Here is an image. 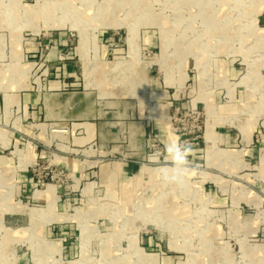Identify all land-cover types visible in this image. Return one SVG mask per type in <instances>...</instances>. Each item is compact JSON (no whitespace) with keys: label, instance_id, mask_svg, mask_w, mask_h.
<instances>
[{"label":"rangeland","instance_id":"rangeland-1","mask_svg":"<svg viewBox=\"0 0 264 264\" xmlns=\"http://www.w3.org/2000/svg\"><path fill=\"white\" fill-rule=\"evenodd\" d=\"M30 38L38 58L27 72L42 97L62 93L63 121L27 134L22 109L0 115V143L17 138L0 147V264H264V162L225 157L230 148L208 137L212 125L220 133L251 124L264 148V0H0L1 82L25 78ZM231 63L235 77L225 72ZM151 79L168 99L150 101ZM204 94L213 97L208 106L196 99ZM88 106L91 121L107 124L111 149L77 142L72 118ZM147 111L163 112L174 136L194 146L182 186L161 179V135H131ZM37 138L51 145L24 173L20 152ZM136 148L145 154L122 155ZM60 151L94 169L127 159L160 175L128 192L99 182L88 196L86 182L97 177L80 179L57 160ZM48 191L74 200L73 226L53 237L32 198Z\"/></svg>","mask_w":264,"mask_h":264},{"label":"crops","instance_id":"crops-1","mask_svg":"<svg viewBox=\"0 0 264 264\" xmlns=\"http://www.w3.org/2000/svg\"><path fill=\"white\" fill-rule=\"evenodd\" d=\"M60 40L62 39L60 38ZM23 51L22 59L25 63V68L23 69L24 73L22 77L25 78L23 80L11 78L9 82L6 81L4 83L0 81V115L7 116L12 114L13 110L22 109V118L28 120L29 124V126L23 128L22 131L27 134H33L34 127L37 129V127L40 126H57L62 123L64 105L62 102V93L57 90L53 94L44 95V97H42V94H40L34 86L35 81L31 80L29 75L30 68L27 72L26 67L33 65V62H31L30 59L34 60L38 58V43L36 40L32 38L24 40ZM27 59L28 62H25ZM225 72L233 77L238 75L234 63L227 65ZM148 87L149 89L147 91L151 97L150 101L152 103L155 102L157 98L168 99L170 96L167 87L154 79H151ZM231 98L233 101V94ZM196 99L199 100L200 103H205L208 106V103L213 100V97L204 94L200 97L197 96ZM167 106L168 105H164V108H167ZM231 107L233 109V106ZM93 108L95 107L88 106L86 112H82L75 118H72L74 121V128L77 127L81 130V136L77 138V142H101L103 143V149H108L107 146L111 149L109 133L108 130L105 129L107 124L98 120L91 121L89 119L90 116L95 119ZM216 126L217 125H212V127H210L208 137L213 143H216L219 140L220 143L230 148L222 151V153L226 155L225 157L233 156L235 154V159L236 156H238L237 154L241 153L243 158L246 159L244 160L247 165H249L247 160L253 161L257 159L260 162H264V148L258 146L257 136L255 134L253 135L251 124H236V131L232 129L220 133L217 132ZM150 130L159 133L165 145L171 141L177 140L172 133L168 122L165 120V114L163 112L162 114L157 113L153 115L147 111V115L141 117L139 122L131 125V135L137 142H143L144 137ZM44 138L47 139V135L46 137L44 136ZM16 140L17 138L15 135H11L0 143V147L5 148L10 144L14 147ZM37 140H39L37 145L41 144L42 147L34 144H32V146L25 144V149L21 150V152L19 151L21 153H19L21 157L20 165L21 168H23L22 172L24 173L38 158L45 156L47 147L51 145L49 142L42 141L43 139L37 138ZM57 146H59V143L55 141L54 147L56 150L58 149ZM239 146H242V148L239 149ZM143 154H145V152H143L142 148H136L134 153L131 154L122 153L124 157L132 155L141 156ZM55 157L64 165L71 168V170L74 171L83 181L86 179L90 180L93 176L97 177V180L95 181L90 180L91 182H86L84 193L88 196H90L91 190L94 188L95 184L97 185L99 182H111L116 180L119 188L128 192L141 185L145 177L160 175L157 173L158 169L144 168L127 159L112 161L111 163L106 164V168L104 169H102V167L100 169H94V167L88 165L86 161L78 158V156L62 155V152L60 151ZM4 160L7 165L11 164L9 157H6ZM247 175H249V173ZM23 179L25 181L28 179L27 174H23ZM27 187H30L29 183L27 184ZM32 198L42 201L43 208L39 209L38 212L42 214L40 218L41 222H39V224L44 227V234L53 237L56 235L55 231L65 230L68 223L71 222V226H73V217L70 213V211L74 209V200L72 197L64 199L59 196L54 197L53 193L48 191L42 193L35 192Z\"/></svg>","mask_w":264,"mask_h":264},{"label":"clouds","instance_id":"clouds-1","mask_svg":"<svg viewBox=\"0 0 264 264\" xmlns=\"http://www.w3.org/2000/svg\"><path fill=\"white\" fill-rule=\"evenodd\" d=\"M164 152L161 165L162 181L165 184L182 186L193 170V161L189 157L194 155V146L190 141L177 139L166 144Z\"/></svg>","mask_w":264,"mask_h":264},{"label":"bare ground","instance_id":"bare-ground-1","mask_svg":"<svg viewBox=\"0 0 264 264\" xmlns=\"http://www.w3.org/2000/svg\"><path fill=\"white\" fill-rule=\"evenodd\" d=\"M58 2V1H57ZM56 2V3H57ZM63 3V2H62ZM58 4V3H57ZM194 4V3H193ZM44 5V4H43ZM53 5V4H52ZM55 6V5H54ZM42 8V7H41ZM43 9V8H42ZM52 9V8H51ZM42 12V11H41ZM30 13V12H29ZM32 13V12H31ZM30 13V14H31ZM52 13V12H51ZM3 14V13H2ZM36 15V14H35ZM44 15V14H43ZM50 15V14H49ZM71 15V14H70ZM31 16H33L32 14H31ZM62 16H64V15H62ZM183 17V16H182ZM16 18V17H15ZM10 20H12V19H10ZM17 21H19V20H17ZM57 24H58V26H64L63 24H64V20H63V18L62 19H58V22H57ZM50 25H47L46 27L47 28H50V27H52V26H50ZM14 27V26H13ZM17 28V27H16ZM36 30H39L38 28L36 29ZM135 30V29H134ZM136 31V30H135ZM136 34V33H135ZM13 37V36H12ZM136 37V36H135ZM130 39V38H129ZM17 42V41H16ZM13 43V42H12ZM132 47H135V43H133V41H132ZM89 188V187H88ZM149 190V189H148ZM132 191V190H131ZM96 192H98V191H96ZM100 192V191H99ZM89 194V193H88ZM160 196V195H159ZM157 197V196H156ZM136 199H137V197H136ZM129 200V199H128ZM105 201V200H104ZM109 202V201H108ZM131 203V202H130ZM121 204V203H120ZM137 204V203H136ZM129 205V204H128ZM139 206H140V204H139ZM124 207V206H123ZM153 208V207H152ZM160 209V208H159ZM133 212V211H132ZM144 214V213H143ZM135 215V214H134ZM125 217V216H124ZM154 218V217H153ZM136 220V219H135ZM143 222H144V220H143ZM179 222V221H178ZM180 230V229H179ZM135 241V240H134ZM136 243V242H135ZM134 248H135V251H137V252H139V249L137 248V246H136V244H135V246H134Z\"/></svg>","mask_w":264,"mask_h":264}]
</instances>
